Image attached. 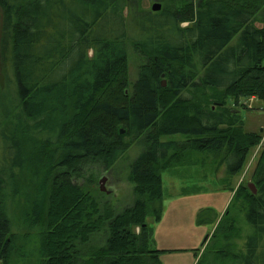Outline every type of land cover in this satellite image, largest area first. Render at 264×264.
<instances>
[{
	"label": "trees",
	"instance_id": "16d2710c",
	"mask_svg": "<svg viewBox=\"0 0 264 264\" xmlns=\"http://www.w3.org/2000/svg\"><path fill=\"white\" fill-rule=\"evenodd\" d=\"M125 2L0 0L15 94L13 131L0 133L3 264L25 247L18 228L32 232L22 240L34 238L37 264H162L147 221L162 219L163 174L203 153L234 176L262 140L224 106L247 109L256 98L264 107V0H162L161 11L130 18ZM129 48L145 59L133 84ZM125 136L145 148L130 167L134 201L118 212L94 181H77L88 164L111 170ZM22 171L33 187L24 194ZM252 183L257 193L241 184L219 222L214 237L227 247H217L215 263L264 264V147ZM209 213L198 223H214ZM240 215L249 231L233 247Z\"/></svg>",
	"mask_w": 264,
	"mask_h": 264
},
{
	"label": "rangeland",
	"instance_id": "374dc122",
	"mask_svg": "<svg viewBox=\"0 0 264 264\" xmlns=\"http://www.w3.org/2000/svg\"><path fill=\"white\" fill-rule=\"evenodd\" d=\"M155 3L164 7L162 0H126V15L130 18L135 10L152 11ZM137 5V6H136ZM260 24V23H258ZM261 25V24H260ZM186 26V24H183ZM3 10L0 8V133H12L13 124L11 117L15 111V94L13 74L10 64L4 62L2 51ZM93 52H90V56ZM145 61L131 48L128 49L129 79L133 84L138 76V68ZM163 82L166 83V80ZM215 104L218 103L214 100ZM261 102L251 99L245 101L247 109H241L230 100L225 109L234 114H241L245 121V129L248 132L262 134L261 142L255 146L248 155L247 161L240 173L229 176L225 165L215 160L212 156L203 153H195L194 164L180 165L169 168L164 174V212L162 219L155 223L153 218H148V225L153 227L154 237L152 246L155 249L164 250L161 255L162 264H221L216 262L215 251L217 247H227V240L215 238L219 222L227 217V209L230 207L235 193L241 184L248 186L253 182V176L261 151L264 147V110L258 104ZM121 134L125 129L119 126ZM181 136L162 137L163 141H183ZM128 148L111 170H105L100 164H88L84 167L83 178L94 181L93 188L101 203H109L119 212L134 201V185L129 181L130 167L138 155L144 150L143 138L124 137ZM30 175L26 171L20 174V185L24 192L33 190L30 185ZM103 189V190H102ZM231 190V192L229 191ZM98 191L102 194L99 195ZM18 216L25 205L24 195L21 198ZM208 211L209 215H216L214 223H198L201 213ZM238 226L241 234L234 237L231 246H240L249 229L244 218L240 215ZM139 231V229H137ZM28 228L16 229V234L21 236L19 246L25 247L15 253L9 264H37V256L31 252L34 238L26 241L22 236L31 234ZM218 248V249H219ZM0 264H3L0 261Z\"/></svg>",
	"mask_w": 264,
	"mask_h": 264
},
{
	"label": "water",
	"instance_id": "95a60500",
	"mask_svg": "<svg viewBox=\"0 0 264 264\" xmlns=\"http://www.w3.org/2000/svg\"><path fill=\"white\" fill-rule=\"evenodd\" d=\"M162 10V5L160 4V3H155L154 5H153V7H152V11L153 12H159V11H161ZM163 86L164 87H166V83L165 82H163ZM124 133V131H122V134ZM248 187L253 191V193L254 194H256L257 193V189H256V187H255V185L253 184V183H250L249 185H248ZM103 190V189H102Z\"/></svg>",
	"mask_w": 264,
	"mask_h": 264
},
{
	"label": "crops",
	"instance_id": "0c3cea01",
	"mask_svg": "<svg viewBox=\"0 0 264 264\" xmlns=\"http://www.w3.org/2000/svg\"><path fill=\"white\" fill-rule=\"evenodd\" d=\"M257 27L260 28V27H262V25L257 24ZM252 100L255 101V104H256L257 101H259V100L256 99V98H252ZM259 102H261V101H259ZM261 103H262V102H261ZM258 105H259L258 107H259L260 109L264 110L263 103H262V104L259 103Z\"/></svg>",
	"mask_w": 264,
	"mask_h": 264
}]
</instances>
